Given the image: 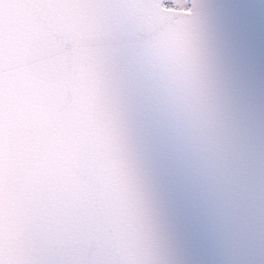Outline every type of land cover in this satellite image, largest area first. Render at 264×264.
Listing matches in <instances>:
<instances>
[{
    "label": "snow or ice",
    "instance_id": "obj_1",
    "mask_svg": "<svg viewBox=\"0 0 264 264\" xmlns=\"http://www.w3.org/2000/svg\"><path fill=\"white\" fill-rule=\"evenodd\" d=\"M156 2L0 0V264H154L129 221L105 68L124 49L172 60ZM215 18L264 85V0H220Z\"/></svg>",
    "mask_w": 264,
    "mask_h": 264
},
{
    "label": "water",
    "instance_id": "obj_2",
    "mask_svg": "<svg viewBox=\"0 0 264 264\" xmlns=\"http://www.w3.org/2000/svg\"><path fill=\"white\" fill-rule=\"evenodd\" d=\"M219 2L157 0L172 60L124 49L105 68L129 221L154 264H264V85L229 54Z\"/></svg>",
    "mask_w": 264,
    "mask_h": 264
},
{
    "label": "rangeland",
    "instance_id": "obj_3",
    "mask_svg": "<svg viewBox=\"0 0 264 264\" xmlns=\"http://www.w3.org/2000/svg\"><path fill=\"white\" fill-rule=\"evenodd\" d=\"M172 5H175L177 8L188 9L189 0H170Z\"/></svg>",
    "mask_w": 264,
    "mask_h": 264
},
{
    "label": "bare ground",
    "instance_id": "obj_4",
    "mask_svg": "<svg viewBox=\"0 0 264 264\" xmlns=\"http://www.w3.org/2000/svg\"><path fill=\"white\" fill-rule=\"evenodd\" d=\"M178 10H181V9H178ZM182 48H183V46H182Z\"/></svg>",
    "mask_w": 264,
    "mask_h": 264
}]
</instances>
